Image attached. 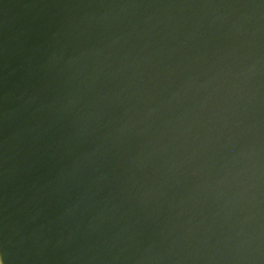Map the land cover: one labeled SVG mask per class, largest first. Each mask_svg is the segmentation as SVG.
Masks as SVG:
<instances>
[{
	"label": "water",
	"instance_id": "water-1",
	"mask_svg": "<svg viewBox=\"0 0 264 264\" xmlns=\"http://www.w3.org/2000/svg\"><path fill=\"white\" fill-rule=\"evenodd\" d=\"M3 264H264V0H0Z\"/></svg>",
	"mask_w": 264,
	"mask_h": 264
},
{
	"label": "clouds",
	"instance_id": "clouds-1",
	"mask_svg": "<svg viewBox=\"0 0 264 264\" xmlns=\"http://www.w3.org/2000/svg\"><path fill=\"white\" fill-rule=\"evenodd\" d=\"M0 264H3V261L2 260H0Z\"/></svg>",
	"mask_w": 264,
	"mask_h": 264
}]
</instances>
